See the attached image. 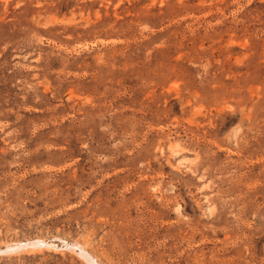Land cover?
I'll use <instances>...</instances> for the list:
<instances>
[{
    "label": "rangeland",
    "instance_id": "374dc122",
    "mask_svg": "<svg viewBox=\"0 0 264 264\" xmlns=\"http://www.w3.org/2000/svg\"><path fill=\"white\" fill-rule=\"evenodd\" d=\"M0 264H264V0H0Z\"/></svg>",
    "mask_w": 264,
    "mask_h": 264
},
{
    "label": "bare ground",
    "instance_id": "6f19581e",
    "mask_svg": "<svg viewBox=\"0 0 264 264\" xmlns=\"http://www.w3.org/2000/svg\"><path fill=\"white\" fill-rule=\"evenodd\" d=\"M25 244H27V243H22V245H25ZM18 245H19V244L13 245V246H14L13 248H17ZM48 246H49V245H48ZM69 246H70L69 244H65L63 247L69 249ZM75 246H76V245H75ZM45 247H46V246H45ZM8 248H9V247H8ZM8 248H6L5 251H9L10 249H12V248H9V249H8Z\"/></svg>",
    "mask_w": 264,
    "mask_h": 264
}]
</instances>
